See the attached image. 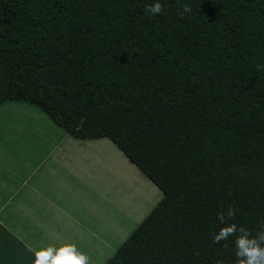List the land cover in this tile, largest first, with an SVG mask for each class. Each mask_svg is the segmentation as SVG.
I'll return each mask as SVG.
<instances>
[{
	"label": "trees",
	"instance_id": "16d2710c",
	"mask_svg": "<svg viewBox=\"0 0 264 264\" xmlns=\"http://www.w3.org/2000/svg\"><path fill=\"white\" fill-rule=\"evenodd\" d=\"M0 0V103L106 137L162 192L104 264H234L264 222V0ZM191 6L183 13V5Z\"/></svg>",
	"mask_w": 264,
	"mask_h": 264
},
{
	"label": "crops",
	"instance_id": "0c3cea01",
	"mask_svg": "<svg viewBox=\"0 0 264 264\" xmlns=\"http://www.w3.org/2000/svg\"><path fill=\"white\" fill-rule=\"evenodd\" d=\"M134 168L106 137L79 139L31 103H0V264H44L34 250L54 239L104 264L160 194Z\"/></svg>",
	"mask_w": 264,
	"mask_h": 264
},
{
	"label": "clouds",
	"instance_id": "9594fccd",
	"mask_svg": "<svg viewBox=\"0 0 264 264\" xmlns=\"http://www.w3.org/2000/svg\"><path fill=\"white\" fill-rule=\"evenodd\" d=\"M143 11L148 16L163 14L161 0H151L145 4ZM191 11L190 5H183L182 14ZM256 69L264 71V64H257ZM234 214L235 210L231 205L217 213V220L223 226L210 233L212 242L219 243L231 239L236 258L234 264H264V222H261L259 229L253 233L243 225L230 223ZM35 255H38L44 264H91L89 255L79 250L76 243L70 239H54L34 250ZM34 264H40V261L34 260ZM216 264H223V261L217 260Z\"/></svg>",
	"mask_w": 264,
	"mask_h": 264
},
{
	"label": "rangeland",
	"instance_id": "374dc122",
	"mask_svg": "<svg viewBox=\"0 0 264 264\" xmlns=\"http://www.w3.org/2000/svg\"><path fill=\"white\" fill-rule=\"evenodd\" d=\"M136 171H139L137 168H134ZM156 189L159 191V197H158V199L155 201V203H149V205H148V213H147V215L150 213V211L156 206V204L161 200V198H162V193H161V191L156 187ZM161 196V197H160ZM146 215V216H147ZM135 230V229H134Z\"/></svg>",
	"mask_w": 264,
	"mask_h": 264
}]
</instances>
